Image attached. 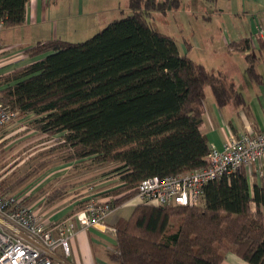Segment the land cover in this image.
<instances>
[{"label":"trees","instance_id":"16d2710c","mask_svg":"<svg viewBox=\"0 0 264 264\" xmlns=\"http://www.w3.org/2000/svg\"><path fill=\"white\" fill-rule=\"evenodd\" d=\"M28 1L0 0L4 26L24 23ZM178 6V0H128L127 16L83 42H38L26 53L43 57L4 77L0 104L18 119L35 115L29 126L39 134H61L65 163L120 164L121 185L98 198L115 208L145 178L205 166L210 146L200 127L207 87L218 107L244 103L221 75L180 55L174 40L153 28V13ZM246 72L259 81L252 65ZM4 185L0 194L11 195ZM67 194L65 186L53 189L44 204ZM114 229L113 264H220L227 253L264 264V183L250 189L243 169L207 184L201 205L138 204Z\"/></svg>","mask_w":264,"mask_h":264},{"label":"crops","instance_id":"0c3cea01","mask_svg":"<svg viewBox=\"0 0 264 264\" xmlns=\"http://www.w3.org/2000/svg\"><path fill=\"white\" fill-rule=\"evenodd\" d=\"M107 1L29 0L25 6V20L21 26L0 27V91L7 86L5 76L43 57L30 58L26 53L30 48L38 42L54 39L77 43L76 39L82 37L90 18V14L86 13L100 14ZM208 1L214 2L217 5L215 11L224 17L220 33L222 46L220 48L213 46L214 40L209 39L211 33L202 32L200 38L191 33L189 41L182 42L183 51L180 52L178 47L177 50L180 55H186L203 65L209 73L221 75L223 83L226 86L232 85L242 96L243 105L227 104L222 107L216 105L211 90V95L205 96L200 129L210 147L221 149L238 134L264 133V37L256 35L257 26L264 23V0ZM100 30L101 28L97 32ZM192 52L194 54L191 56L189 53ZM250 65L259 76L258 82L251 79L246 72ZM244 171L250 189L254 185L261 186L264 183V161L245 167ZM94 194L96 195L89 193L80 198L74 195L73 198L76 200L69 201L48 215L45 212L46 216L35 211L47 223L55 224L71 219L75 225L74 232L70 233L69 256H63L62 251L58 249L54 252V259L67 264H113L108 252L112 251L115 245L114 225L122 218L113 221L110 220L112 216L110 215L104 225L88 229L81 228L79 222L75 220L76 212L81 209H78L77 204L81 207L82 203L94 197ZM136 205L138 202L134 207ZM251 207L254 209L253 205ZM51 210L49 208L47 212ZM21 237L43 250L39 239L26 231H21ZM220 264L247 263L233 253H227Z\"/></svg>","mask_w":264,"mask_h":264},{"label":"rangeland","instance_id":"374dc122","mask_svg":"<svg viewBox=\"0 0 264 264\" xmlns=\"http://www.w3.org/2000/svg\"><path fill=\"white\" fill-rule=\"evenodd\" d=\"M179 3L178 8H169L166 14L153 13L150 18L153 28L170 36L180 52L183 51L182 42L189 41L191 33H195L199 38L202 32L211 33L209 39L214 40L213 46L220 48L221 24L224 17L215 11L217 5L208 0H179ZM129 13L128 0H108L100 14L86 13L90 14L86 31L75 42L89 39L100 28ZM189 54L192 56L194 53ZM205 93L211 95L209 87ZM36 118L35 115L17 118L0 131V181H4L9 193L19 197L25 196L26 200L31 199L28 205L46 216L45 212L47 215L53 213L76 198L89 193H96L94 197L100 198L104 193L121 185L122 172L119 169L120 164L116 162L99 165L93 159L87 158L83 162L65 163L59 153L62 135H43L31 129L29 122ZM28 175L30 176L24 183L18 182ZM63 186L68 194L52 206H45V196L53 189ZM74 195L76 198H73ZM133 198L122 208H115L110 220L128 218L137 203ZM88 201L83 202L81 207L77 204L78 209L85 207ZM49 208L52 209L51 212H47Z\"/></svg>","mask_w":264,"mask_h":264},{"label":"built area","instance_id":"2783aa9c","mask_svg":"<svg viewBox=\"0 0 264 264\" xmlns=\"http://www.w3.org/2000/svg\"><path fill=\"white\" fill-rule=\"evenodd\" d=\"M3 25L0 17V27ZM256 35L264 37V23L257 26ZM16 119V112L0 104V131ZM261 161H264V133H241L221 149L210 147L204 167L175 176L143 179L133 199L155 207L198 206L203 202L207 184L240 173ZM25 200V196L0 194V264H67L54 259V252L59 249L63 256H69L74 223L71 219L47 223L32 206L24 204ZM114 210L108 200L92 197L76 212L75 220L84 229L101 226ZM21 231L39 239L43 250L25 241Z\"/></svg>","mask_w":264,"mask_h":264}]
</instances>
